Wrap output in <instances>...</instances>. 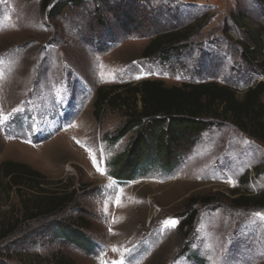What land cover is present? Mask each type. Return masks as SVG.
<instances>
[{
	"label": "rangeland",
	"instance_id": "rangeland-1",
	"mask_svg": "<svg viewBox=\"0 0 264 264\" xmlns=\"http://www.w3.org/2000/svg\"><path fill=\"white\" fill-rule=\"evenodd\" d=\"M41 1L0 0V164H24L50 188L74 190L75 205L59 219L83 217L94 249L32 226L0 245V264H48L57 253L76 264H264V219L255 215L264 214V144L218 114L174 169L120 183L112 164L135 132L122 136L120 111L92 115L99 87L144 80L216 83L240 99L264 80L242 59L244 46L264 48V0H78L57 16ZM188 25L180 50L141 58L155 35ZM190 198L213 201L194 207L186 238L178 225ZM16 205L1 191L0 219Z\"/></svg>",
	"mask_w": 264,
	"mask_h": 264
},
{
	"label": "trees",
	"instance_id": "trees-1",
	"mask_svg": "<svg viewBox=\"0 0 264 264\" xmlns=\"http://www.w3.org/2000/svg\"><path fill=\"white\" fill-rule=\"evenodd\" d=\"M77 1L42 0L41 5L44 9L48 7L49 15L57 16L65 6ZM192 34L193 27L188 25L155 35L142 49L141 58L165 59L187 44ZM263 51L264 48L257 45L244 46L242 59L261 68L264 75ZM106 110L122 113L125 118L120 131L122 136L135 132L133 141L112 164L111 176L120 183L133 181L136 171L174 169L192 147L194 139L214 125L218 114L228 116L240 132L264 144V80L246 89L240 99L234 90L216 83L166 87L160 81L144 80L138 84L103 86L95 92L94 119L99 121ZM50 185L44 176L24 164L11 161L0 164V192L6 193L8 198L14 193L17 199L16 209H10L7 216L0 219V245L12 246L16 243L12 237L22 235L23 230L48 224L53 228V237L60 241L84 252L94 249L85 235L89 227L83 217L59 219L75 205L76 192L66 186L55 185L53 189ZM212 201L211 198L188 199L187 211L178 225L184 237L189 236L197 218L194 207L207 206ZM232 201L244 208L252 206L249 198ZM48 264L76 263L57 253Z\"/></svg>",
	"mask_w": 264,
	"mask_h": 264
},
{
	"label": "snow or ice",
	"instance_id": "snow-or-ice-1",
	"mask_svg": "<svg viewBox=\"0 0 264 264\" xmlns=\"http://www.w3.org/2000/svg\"><path fill=\"white\" fill-rule=\"evenodd\" d=\"M94 165H95V161H94ZM97 170L100 171L99 168ZM101 174L103 175L104 173L101 171ZM255 215L260 219H264V214L256 213ZM165 223H170L172 226H175V221H166Z\"/></svg>",
	"mask_w": 264,
	"mask_h": 264
},
{
	"label": "bare ground",
	"instance_id": "bare-ground-1",
	"mask_svg": "<svg viewBox=\"0 0 264 264\" xmlns=\"http://www.w3.org/2000/svg\"><path fill=\"white\" fill-rule=\"evenodd\" d=\"M25 155V154H24ZM26 157H27V155H26ZM29 158V157H28Z\"/></svg>",
	"mask_w": 264,
	"mask_h": 264
}]
</instances>
